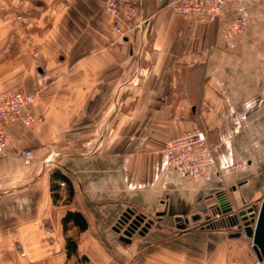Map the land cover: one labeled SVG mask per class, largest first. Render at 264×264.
<instances>
[{
    "label": "crops",
    "instance_id": "0c3cea01",
    "mask_svg": "<svg viewBox=\"0 0 264 264\" xmlns=\"http://www.w3.org/2000/svg\"><path fill=\"white\" fill-rule=\"evenodd\" d=\"M135 1L134 27L122 41L106 0H20L30 26L18 44L16 18L0 12V92L34 93L41 75L49 77L41 101L25 111L41 123L8 126L0 264L255 261L247 237L231 238L219 221L208 228V220L224 196L235 213L264 199V0H226L223 21L246 23L233 51L220 25L180 18L171 0ZM194 130L206 133L221 167L242 169L221 182L179 175L166 146ZM26 150L35 154L29 166ZM57 170L72 195L53 179ZM53 182L61 186L58 204ZM128 209L154 222L131 245L114 231ZM196 215L199 222H184ZM69 238L77 244L70 258Z\"/></svg>",
    "mask_w": 264,
    "mask_h": 264
},
{
    "label": "built area",
    "instance_id": "2783aa9c",
    "mask_svg": "<svg viewBox=\"0 0 264 264\" xmlns=\"http://www.w3.org/2000/svg\"><path fill=\"white\" fill-rule=\"evenodd\" d=\"M225 7L226 0H171L169 4L170 10L182 19L203 26L220 25V34L225 48L227 51H233L246 31V23L244 21L225 23L223 21ZM104 8L112 19L115 33L122 41L126 33L132 31L134 27L137 15L136 1L106 0ZM205 58L206 52H203L195 59V62L200 63ZM40 80L42 86L34 93L0 92V157L9 154L13 148L8 133L9 125L22 123L33 129L36 124L41 123V118L25 112L41 101L42 94L48 87L49 77L46 74H42ZM165 154L167 164L185 178L196 177L205 181L214 179L216 182H221L226 176L233 175L242 169L241 164L221 167L217 161L215 149L209 144L207 135L202 130L185 132L177 139L170 141L166 146ZM34 157L33 150H26L23 154L24 164L29 166ZM223 199L226 200L225 196ZM215 218L218 219L215 220ZM228 219L229 217L225 218L224 215L215 214V217L208 220V225L211 226L216 221L225 225ZM228 229L234 233L239 232L237 228ZM250 242L253 249V241L250 240ZM253 254L255 255L253 264H264L257 258L255 252Z\"/></svg>",
    "mask_w": 264,
    "mask_h": 264
},
{
    "label": "water",
    "instance_id": "95a60500",
    "mask_svg": "<svg viewBox=\"0 0 264 264\" xmlns=\"http://www.w3.org/2000/svg\"><path fill=\"white\" fill-rule=\"evenodd\" d=\"M222 207L217 209V214L221 215H231L225 225V228H237L239 232L232 234L231 238H241L242 236L247 237L253 241L255 252L257 258L264 262V199L256 211L254 208H248L242 210L238 213L233 211L231 205L226 202V200H220ZM201 216L196 215L191 217V219H186L184 222L189 224V222H199ZM154 222L148 220L142 214H137L135 210H126L120 218L117 220L114 231L121 234L120 241L124 244L131 245L132 238L135 234L140 236L145 235L152 228ZM210 226H208L209 228Z\"/></svg>",
    "mask_w": 264,
    "mask_h": 264
},
{
    "label": "rangeland",
    "instance_id": "374dc122",
    "mask_svg": "<svg viewBox=\"0 0 264 264\" xmlns=\"http://www.w3.org/2000/svg\"><path fill=\"white\" fill-rule=\"evenodd\" d=\"M19 3H20V0H0V12H4V13H7V14H10L12 15L14 18H16V22H17V30L20 31V35L18 36L17 40L15 42H17V44L19 42H26L28 39H29V36H27V33L29 31H27L25 28L27 26H30V20H27V19H22L20 16H24V17H27L26 13L25 12H22L19 16L18 14V10H19ZM4 10H3V9ZM3 10V11H2ZM33 28V27H32ZM30 28V31H32L33 29ZM38 35V34H37ZM36 35V36H37ZM52 163V161H51ZM53 164V163H52ZM54 166V165H53ZM230 194V192H229ZM259 209V208H258ZM258 209L256 211H258ZM246 210V209H244ZM231 215H224L225 218L229 217ZM208 224V223H207ZM211 224V223H210ZM222 224V223H220ZM217 226H220V225H216V224H212L211 228H216ZM254 263V262H253ZM70 264H77L76 262H71Z\"/></svg>",
    "mask_w": 264,
    "mask_h": 264
},
{
    "label": "trees",
    "instance_id": "16d2710c",
    "mask_svg": "<svg viewBox=\"0 0 264 264\" xmlns=\"http://www.w3.org/2000/svg\"><path fill=\"white\" fill-rule=\"evenodd\" d=\"M53 179L54 180H58L60 182H63L71 190L70 191L71 192V195L73 194V190H72V187H71L69 178H67L66 176L60 174V172L57 170L53 174ZM60 189H61V186L59 184L57 185V184H55L53 182L52 187H51V190H52V195H53V201H54L55 204H58L61 201V197L59 195ZM71 216L72 215L69 214L64 219L65 229H66V223L68 222V219L71 218ZM73 217L74 218L75 217L78 218V215L73 216ZM75 221H76V223H78V225H79V227H80L81 230H85L86 229V226L81 223V220L80 219H76ZM67 254H68V257L69 258L72 256V254H77V244H75V242H73L70 238L67 239Z\"/></svg>",
    "mask_w": 264,
    "mask_h": 264
}]
</instances>
